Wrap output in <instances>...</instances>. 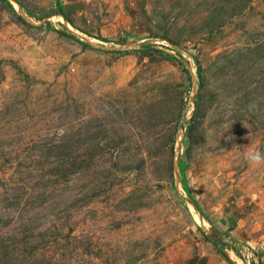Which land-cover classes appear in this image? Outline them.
<instances>
[{
  "label": "rangeland",
  "instance_id": "obj_1",
  "mask_svg": "<svg viewBox=\"0 0 264 264\" xmlns=\"http://www.w3.org/2000/svg\"><path fill=\"white\" fill-rule=\"evenodd\" d=\"M250 150L264 0H0V264H264Z\"/></svg>",
  "mask_w": 264,
  "mask_h": 264
},
{
  "label": "clouds",
  "instance_id": "obj_2",
  "mask_svg": "<svg viewBox=\"0 0 264 264\" xmlns=\"http://www.w3.org/2000/svg\"><path fill=\"white\" fill-rule=\"evenodd\" d=\"M245 160L250 165L259 166L261 164H264V153H261L258 150H250L245 154Z\"/></svg>",
  "mask_w": 264,
  "mask_h": 264
},
{
  "label": "trees",
  "instance_id": "obj_3",
  "mask_svg": "<svg viewBox=\"0 0 264 264\" xmlns=\"http://www.w3.org/2000/svg\"><path fill=\"white\" fill-rule=\"evenodd\" d=\"M22 19V18H21ZM62 35H65V36H68V37H71L73 39H76L81 45H87L85 42H83L82 40H79L78 38H76V36H74L73 34H69V33H64V32H60ZM198 76L200 77V74L198 72Z\"/></svg>",
  "mask_w": 264,
  "mask_h": 264
},
{
  "label": "bare ground",
  "instance_id": "obj_4",
  "mask_svg": "<svg viewBox=\"0 0 264 264\" xmlns=\"http://www.w3.org/2000/svg\"><path fill=\"white\" fill-rule=\"evenodd\" d=\"M13 5L17 7V3H16V2H14ZM27 19H28V18H27ZM28 20H29V19H28ZM237 259H238V260H237ZM237 259H235L237 264H244V263L242 262V260H240L239 258H237Z\"/></svg>",
  "mask_w": 264,
  "mask_h": 264
}]
</instances>
